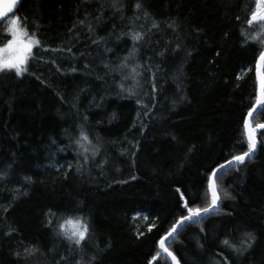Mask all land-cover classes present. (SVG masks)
<instances>
[{
    "label": "trees",
    "instance_id": "16d2710c",
    "mask_svg": "<svg viewBox=\"0 0 264 264\" xmlns=\"http://www.w3.org/2000/svg\"><path fill=\"white\" fill-rule=\"evenodd\" d=\"M256 7L17 1L0 45L16 17L40 44L22 75L0 72V264H171L161 236L249 149ZM251 125L257 150L217 175L218 207L166 242L180 264H264V110ZM69 220L88 227L79 244Z\"/></svg>",
    "mask_w": 264,
    "mask_h": 264
},
{
    "label": "snow or ice",
    "instance_id": "6c2138e0",
    "mask_svg": "<svg viewBox=\"0 0 264 264\" xmlns=\"http://www.w3.org/2000/svg\"><path fill=\"white\" fill-rule=\"evenodd\" d=\"M253 3H256V11L252 14L251 19L248 21L249 24L257 21H264V0H252ZM17 0H0V30H3V25L5 23L4 18L8 15V13L12 12L15 8ZM20 19L16 17L11 19L10 25L8 27V31L12 34L13 40L9 41L8 45L4 49H0V52L3 53H10L15 50V46L17 44V33L19 31ZM257 26L259 28L264 29V23H258ZM261 36H264V32L261 33ZM141 37L139 35L135 36L134 39L139 40ZM252 39L260 40V37H253ZM264 43V40L260 41ZM40 41L38 39H29V42L24 46L27 55H11V56H0V72H4L5 70H15L17 75H22L24 72L27 71V68L24 67L26 64L28 55H31V49L33 45H39ZM258 81H259V96L257 98L256 103L260 105V110H264V52H261L258 58ZM255 111V110H254ZM249 117L253 116V112L248 113ZM258 127H264V125H259ZM246 128H248V141H249V149L248 152H245L243 155L236 156L233 158V161H229V164H233L234 162H243L245 157H248L255 148V139L253 136V130L251 129L249 124H246ZM84 141L88 140L87 136L83 137ZM86 150V149H85ZM224 166L222 165L221 168ZM213 179L210 180L208 185V190L211 194V203L208 207L203 209L201 208H187L189 213L188 216L181 218L180 221L177 222V225L173 227V229L169 232V236L176 231V227L180 226L184 223L185 220H193L194 218H198L201 216L202 213L207 214L213 211L218 206L219 195L217 192V185L214 177L216 173H212ZM67 225H71L72 227V234L69 237L70 239H75V242L79 244L82 240H84L85 235L88 231V227L86 224H81L80 221H72L69 220L66 222ZM64 227V226H62ZM83 230H80V229ZM225 244H228V241H224ZM160 247L163 249L164 253L171 256L172 260H175V256L172 255L168 249L164 246L165 240L162 239L160 242ZM178 264V262H177Z\"/></svg>",
    "mask_w": 264,
    "mask_h": 264
},
{
    "label": "water",
    "instance_id": "95a60500",
    "mask_svg": "<svg viewBox=\"0 0 264 264\" xmlns=\"http://www.w3.org/2000/svg\"><path fill=\"white\" fill-rule=\"evenodd\" d=\"M17 1H18V0H17ZM8 14H9V13H8ZM262 52H264V49L262 50ZM260 54H261V53H260ZM260 54H259V56H260ZM259 56L257 57L256 62H255V75H256V80H257V95H256V99H255L253 105H252V106L249 108V110L247 111V113H246V115H245V119H244V127H245V132H246L247 138H248V128H246V124H249L250 127H251V129L253 130V136H254V139H255V148H254V150L252 151V153H251L248 157H245L244 160L248 159L250 156H252V155L255 154V152H256V150H257V145H258V140H257V138H256V134H255L254 128H253L252 125H251V120H252V117L254 116V114H255V113L258 111V109L260 108V105H258V104L256 103L257 98H258V96H259V81H258V76H257V72H258V67H257V65H258V58H259ZM254 110H255V111H254ZM249 112H253V116H252V117H249V116H248V113H249ZM245 152H248V150L245 151ZM245 152H242V153H240V154H237V155H235V156H233V157H231V158H229V159H227V160H225V161L219 163L218 165H216V166L211 170V172H210L208 185H209L210 180L213 179V176H212V173H213V172L216 173V176L214 177V179L216 180L217 175H218L221 171H223V170H225V169H227V168H229V167H231V166H233V165L239 163V162H234L233 164H229V163H228L229 161H233V158H234V157H236V156H240V155H243ZM222 165L224 166L223 168H221ZM217 192H218V191H217ZM218 195H219V194H218ZM219 203H220V198H219V200H218V205H219ZM207 207H208V206H207ZM217 207H218V206H217ZM217 207H216V208H217ZM204 208H205V207H204ZM216 208H215V209H216ZM201 209H203V208H201ZM215 209H214V210H215ZM214 210L211 211V212H209V213H207V214L202 213L201 216L198 217V218H201V217L207 216V215L213 213ZM188 215H189V213H187L186 215H184V216H182V217H179V218L176 220V222H175V223L169 228V230H168L166 233H164V234L161 236V238H160L159 241H158V246H159L161 252H162V253L164 254V256L170 261L171 264H177V262H178V264H180V262H179L177 256H176V255H175V254H174V253H173V252H172V251L166 246V242L170 241V240H171V239L177 234V232L179 231V229H180L182 226H184L186 223L190 222V221H189V220H185L184 223H183L182 225L177 226V227H176V231L172 234V236H169L168 234H169V232L173 229V227L177 225V222L180 221L181 218L186 217V216H188ZM198 218H194L193 220H196V219H198ZM193 220H191V221H193ZM162 239L165 240V245H164V246L168 249V251H169L172 255L175 256V260H172L171 256H169L168 254L164 253L163 249H161L159 242H160Z\"/></svg>",
    "mask_w": 264,
    "mask_h": 264
},
{
    "label": "rangeland",
    "instance_id": "374dc122",
    "mask_svg": "<svg viewBox=\"0 0 264 264\" xmlns=\"http://www.w3.org/2000/svg\"><path fill=\"white\" fill-rule=\"evenodd\" d=\"M16 39H17V44L15 46V50L13 52H10V53L0 52V56L27 55L24 46L29 42V37L23 32V30L20 28V26H19V31L17 33ZM11 40H13V36L10 33L9 38L3 44L0 45V49L6 48L9 41H11ZM72 221H76V220H72ZM67 228H68L69 232L72 234L71 225H67ZM80 230H82V228Z\"/></svg>",
    "mask_w": 264,
    "mask_h": 264
}]
</instances>
